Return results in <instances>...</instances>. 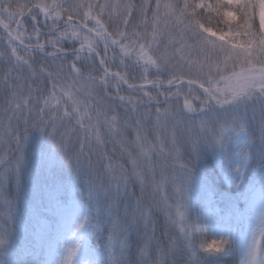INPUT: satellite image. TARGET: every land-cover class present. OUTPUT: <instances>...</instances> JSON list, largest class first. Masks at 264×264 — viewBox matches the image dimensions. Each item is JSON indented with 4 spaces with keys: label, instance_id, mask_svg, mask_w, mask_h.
<instances>
[{
    "label": "snow or ice",
    "instance_id": "1",
    "mask_svg": "<svg viewBox=\"0 0 264 264\" xmlns=\"http://www.w3.org/2000/svg\"><path fill=\"white\" fill-rule=\"evenodd\" d=\"M237 262L264 264V0H0V264Z\"/></svg>",
    "mask_w": 264,
    "mask_h": 264
},
{
    "label": "trees",
    "instance_id": "2",
    "mask_svg": "<svg viewBox=\"0 0 264 264\" xmlns=\"http://www.w3.org/2000/svg\"><path fill=\"white\" fill-rule=\"evenodd\" d=\"M29 23H30V21H29ZM13 27H14V25H13ZM220 27H223V25H220ZM29 31H30V29H29ZM101 48H102V46H101ZM113 70H115V69H113ZM125 92H127V89H125ZM118 111H121L122 112L123 109H118ZM102 131H103V129H102ZM105 136L107 138V134L106 133H105ZM108 147L111 148L112 145H108ZM216 184H217L218 191H221V192H229L230 193V190H229L228 186L225 185L221 180L217 179ZM134 190L138 191V189H134ZM243 207H244V205L241 204V208H243ZM160 223L161 224L163 223V217L162 216L160 217ZM207 239L210 240L209 236L207 237ZM22 243L23 242H22V240L19 237V231H17V236H16V239H15V244H16V251H17L18 254L17 255H14L13 256V259H30L31 258L27 253L19 254V248L22 246ZM45 255H46V251H45ZM230 261L231 262H236V257L235 256L230 257ZM237 264H238V262H237Z\"/></svg>",
    "mask_w": 264,
    "mask_h": 264
},
{
    "label": "rangeland",
    "instance_id": "3",
    "mask_svg": "<svg viewBox=\"0 0 264 264\" xmlns=\"http://www.w3.org/2000/svg\"><path fill=\"white\" fill-rule=\"evenodd\" d=\"M129 138H130V137H129ZM130 139H131V138H130ZM209 238H210V240H211V238H212L211 235H209ZM210 240H209V241H210Z\"/></svg>",
    "mask_w": 264,
    "mask_h": 264
},
{
    "label": "water",
    "instance_id": "4",
    "mask_svg": "<svg viewBox=\"0 0 264 264\" xmlns=\"http://www.w3.org/2000/svg\"><path fill=\"white\" fill-rule=\"evenodd\" d=\"M126 89V88H125Z\"/></svg>",
    "mask_w": 264,
    "mask_h": 264
}]
</instances>
